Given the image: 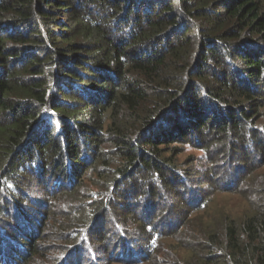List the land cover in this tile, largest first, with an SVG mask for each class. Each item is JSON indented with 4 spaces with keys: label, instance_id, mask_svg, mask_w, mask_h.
Instances as JSON below:
<instances>
[{
    "label": "trees",
    "instance_id": "trees-1",
    "mask_svg": "<svg viewBox=\"0 0 264 264\" xmlns=\"http://www.w3.org/2000/svg\"><path fill=\"white\" fill-rule=\"evenodd\" d=\"M263 104L264 0H0V264H159L182 228L176 264H264ZM179 144L249 180L240 218L202 220Z\"/></svg>",
    "mask_w": 264,
    "mask_h": 264
},
{
    "label": "rangeland",
    "instance_id": "rangeland-1",
    "mask_svg": "<svg viewBox=\"0 0 264 264\" xmlns=\"http://www.w3.org/2000/svg\"><path fill=\"white\" fill-rule=\"evenodd\" d=\"M264 105V104H263ZM264 112V107H263ZM264 119L259 120L261 123H263ZM174 153L176 154L174 159H177L176 165L181 167L183 170H186V172H189V169L191 167L194 168V171H191V177L196 179L198 177V173L203 174L202 177H199V181H196V184L199 186H203L205 189H207L211 194L210 203L205 208V210L201 214L202 220L210 222V224H217L219 220L222 219V213H226L228 215L236 216L237 218H240L245 212L247 208L250 207V203H252L251 199L254 197L253 191L249 189L248 181L241 182V184H238L227 190H230L231 192H224L227 191L225 189H222L221 186L227 185V183L220 182L219 187L223 191H217L216 189H213V185L216 182V167L212 166L211 162H206L205 159H208L209 157L212 158V160L215 158L214 151H212L210 154H207L204 149H199L192 147L187 144H179L176 147H174ZM206 167H211L212 171H206ZM259 176H264V167L259 168V170L255 173L254 177L250 179V182L252 181L254 183L255 180L259 178ZM203 179H206L207 182H205ZM96 181V178L93 174H90L86 180V185L89 187H92L94 185V182ZM234 182V181H232ZM253 183L251 184V187L253 188ZM33 189V188H32ZM30 189V191L32 190ZM42 187H39V190H41ZM234 189V191H232ZM61 199H57L53 203V208L51 207L50 215H51V221L48 222L46 225H53L56 226L60 224V222H67L69 221V216L64 217L66 214L65 211H63V205L62 200H64V197L60 196ZM181 197L178 196L175 200L178 201ZM70 200V198H67ZM84 199V198H83ZM82 199V200H83ZM67 202V201H65ZM83 202H86V200H83ZM80 204V203H76ZM174 204H172L173 206ZM75 207V205L73 204ZM68 207V206H67ZM123 207V206H119ZM182 208H184V205H182ZM181 208V209H182ZM75 209V208H74ZM39 211L45 213V209H39ZM72 212V210H71ZM63 213V214H62ZM78 214V213H77ZM75 214V216L77 215ZM47 215V214H46ZM133 216H127L126 222L128 225H131ZM75 218V217H74ZM191 218V225L198 227V219L200 216H193ZM193 218L195 220H193ZM73 223V222H72ZM188 225V224H187ZM197 227H192V230L197 231ZM180 230V229H179ZM178 230V231H179ZM190 230L182 228L177 235H175L172 239H167L164 242H161L158 251L159 256L158 259L161 260L159 264H176V256H179L181 258L188 257L189 255L185 253L183 248L190 246L193 242L192 239L195 240V238L191 237V231ZM48 232V229H47ZM53 243H58V238L56 233L51 232V236L49 238H45L44 235H42V243L40 244V247H44L45 249H42V252L50 255L51 253V247H48L49 245ZM177 248L179 249L178 251ZM194 255H192L193 262L198 261V250H194ZM178 259V258H177ZM179 261H183V259H178ZM151 264V262L149 263Z\"/></svg>",
    "mask_w": 264,
    "mask_h": 264
}]
</instances>
